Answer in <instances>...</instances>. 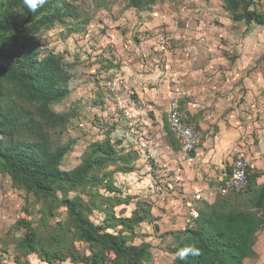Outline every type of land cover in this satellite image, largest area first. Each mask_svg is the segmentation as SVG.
<instances>
[{"label":"rangeland","instance_id":"1","mask_svg":"<svg viewBox=\"0 0 264 264\" xmlns=\"http://www.w3.org/2000/svg\"><path fill=\"white\" fill-rule=\"evenodd\" d=\"M50 1L72 15L29 37L39 60L58 57L66 76V90L48 106L47 145L65 150L64 172L80 168L95 145L115 153L112 161L97 153L106 166L93 169L85 187L58 189L57 198L77 202L95 226H112L107 232L121 234L127 248H144L139 264H172L187 229L224 200L213 192L212 201L194 202L199 192L209 197L203 186H216L211 176L242 156L260 175L256 188L264 187V21L244 18L255 12L264 20V0ZM13 65L0 56V76ZM175 104L196 134L189 155L169 133ZM26 108L40 119L36 105ZM45 202L0 172V264H41L45 252L90 256L66 209ZM191 207L200 215L193 228ZM22 220L37 236L33 254L21 245ZM122 220L132 231L118 227ZM254 251L243 264H264L263 230ZM71 262L63 264H79Z\"/></svg>","mask_w":264,"mask_h":264},{"label":"trees","instance_id":"2","mask_svg":"<svg viewBox=\"0 0 264 264\" xmlns=\"http://www.w3.org/2000/svg\"><path fill=\"white\" fill-rule=\"evenodd\" d=\"M18 9L21 13L17 17ZM71 15V10H63L50 0H36L34 8L25 0L0 3V56L14 58V68L5 69V76H0V135L3 136L0 172L7 173L16 187L37 195L45 203L50 200L54 206L65 208L69 224L91 253L86 256L75 251L69 257H60L58 253L45 252L42 263L63 264L70 259L79 264H139L146 255L144 248H127L121 234L107 232L112 226H95L77 202L57 198L58 189L73 191L85 187L90 172L106 166L104 161L96 160L97 153L111 161L115 155L110 145H95L91 157L80 168L64 172L59 164L65 150L52 152L47 145V135L42 131L53 116L48 106L63 95L66 76L60 69L58 57L48 55L39 60L38 44L29 37L52 20ZM244 18L247 22L264 21L255 12H246ZM16 98L22 102H16ZM27 105L37 106L40 119L31 117ZM168 129L177 141L170 127ZM259 177V174L251 175L248 169L245 192L220 196L224 200L219 199L195 229H187L183 234L172 264H243L246 259L256 257V235L264 231V187L256 188L255 183ZM251 190L255 192L254 200L241 201V196ZM229 197L234 200H225ZM118 223V227L132 231L127 220ZM22 224L27 233L21 245L33 254L38 245L37 236L28 221L22 220ZM64 239L59 238L57 242L62 243Z\"/></svg>","mask_w":264,"mask_h":264},{"label":"built area","instance_id":"3","mask_svg":"<svg viewBox=\"0 0 264 264\" xmlns=\"http://www.w3.org/2000/svg\"><path fill=\"white\" fill-rule=\"evenodd\" d=\"M168 123L182 151L186 155L196 152L197 138L194 129L190 124L182 120L176 104L168 112ZM248 169L249 163L245 158L239 157L235 159L230 165V172L217 188L218 195L228 197L245 192L248 187ZM194 198V202L196 203L202 202L205 199L202 193H197ZM189 215L188 227L193 228L200 215L192 207L190 208Z\"/></svg>","mask_w":264,"mask_h":264},{"label":"crops","instance_id":"4","mask_svg":"<svg viewBox=\"0 0 264 264\" xmlns=\"http://www.w3.org/2000/svg\"><path fill=\"white\" fill-rule=\"evenodd\" d=\"M167 117H168V114H167ZM168 119V118H167ZM178 142V141H177ZM179 143V142H178ZM180 145V144H179ZM181 147V146H180ZM240 157H242V156H240ZM247 160V159H246ZM234 161V160H233ZM232 161V162H233ZM248 161V160H247ZM231 162V163H232ZM231 163L230 164H228V166H226V169H224V170H222V172H221V174L220 175H217V176H211V177H214V181L215 182H217V184H216V186L215 185H213V188L211 189V185L210 186H207V185H204L203 186V188H205V189H209V193H208V195H209V197L208 198H206V197H204L205 199H204V201H207V202H209V201H212L214 198H215V193L218 195V193H217V188L221 185V182L225 179V176L230 172V165H231ZM216 177V178H215ZM218 178V181H216L215 179H217ZM213 192H215V193H213ZM199 193H201V192H199ZM204 196V195H203ZM219 196V195H218ZM204 201H202V202H204ZM187 227L189 226V219H188V221H187ZM42 264V263H41ZM44 264V263H43Z\"/></svg>","mask_w":264,"mask_h":264},{"label":"clouds","instance_id":"5","mask_svg":"<svg viewBox=\"0 0 264 264\" xmlns=\"http://www.w3.org/2000/svg\"><path fill=\"white\" fill-rule=\"evenodd\" d=\"M25 2L29 5V7H35L36 0H25Z\"/></svg>","mask_w":264,"mask_h":264}]
</instances>
